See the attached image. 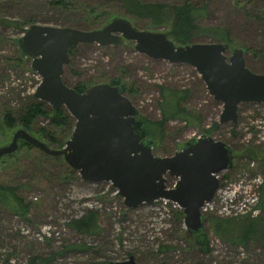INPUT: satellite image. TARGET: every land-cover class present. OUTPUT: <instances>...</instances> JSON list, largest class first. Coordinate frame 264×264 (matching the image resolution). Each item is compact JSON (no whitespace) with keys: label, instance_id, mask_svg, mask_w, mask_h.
Segmentation results:
<instances>
[{"label":"rangeland","instance_id":"1","mask_svg":"<svg viewBox=\"0 0 264 264\" xmlns=\"http://www.w3.org/2000/svg\"><path fill=\"white\" fill-rule=\"evenodd\" d=\"M144 1L172 6L181 0ZM192 1L208 5L200 20L202 25L226 28L240 41H247L259 50L258 58L251 52L245 53V57L256 69L254 72L264 73V0H246L242 6L237 0ZM72 2L71 7L65 8L50 0H0V145L9 142L19 127H7L5 113L9 110L17 117L19 108L29 101L41 82V76L31 69V59L17 61L20 52L16 39L29 27H25V20L31 18L33 24L84 29L82 25H73L83 23L77 19L89 15L85 4L95 1ZM108 6L112 7V3ZM156 30L166 32L167 25ZM195 39L203 43L218 42L205 34ZM229 44L231 49L240 47ZM124 65L128 67L126 74L121 73ZM120 75L125 82L137 85L139 94L131 99L140 115L152 121L162 118L160 86H174L189 92L187 109L192 111L195 120L191 123L180 118L166 121L165 136L154 148L156 155H171L192 138L211 136L228 143L234 154V166L220 173L218 190L236 191L239 198L255 190L249 184L264 175V103L243 102L236 122L221 123L223 104L209 93L193 66L152 59L137 52L135 43L127 40L118 46L81 44L71 54L63 79L72 87L78 83L91 86L107 83L110 77ZM49 121L43 117L38 123L48 126ZM64 134L68 140L72 131L65 129ZM19 152L0 160V183L17 188L29 205L28 215L23 218L0 203V264H31L33 259L34 264H110L127 260L131 255L144 264H264V246L256 239L246 245L232 244L216 236L206 221L205 233L212 253L204 254L185 234L184 221L182 224L175 218L172 209H182L174 203L170 202L171 207L160 199L152 205L144 203L129 208L111 182H90L80 175L64 179L70 166L63 157L35 147ZM174 181L169 178V185ZM89 210L97 213L100 226L91 235L80 233L70 225ZM216 210L217 207L208 209L206 217H227ZM48 258L51 259L43 261Z\"/></svg>","mask_w":264,"mask_h":264},{"label":"water","instance_id":"2","mask_svg":"<svg viewBox=\"0 0 264 264\" xmlns=\"http://www.w3.org/2000/svg\"><path fill=\"white\" fill-rule=\"evenodd\" d=\"M135 43L137 52L172 64H188L200 74L209 93L223 104L221 123L238 120L243 102L264 103V73L247 65L243 48L225 42L180 45L165 31L141 29L130 19L116 16L102 27L80 29L34 23L16 39L19 52L31 59L41 76L34 96L52 109L65 107L75 119L71 137L62 148L50 146L25 127L16 128L9 142L0 145V160L17 154L22 141L53 156H62L82 179L111 182L129 208L166 199L177 203L191 235L205 232L201 211L215 196L219 174L234 166L232 147L202 135L167 156L154 153L156 140L140 138L135 124L140 111L120 85L98 83L79 92L64 82L71 51L81 44L101 46ZM231 55L228 56L227 52ZM169 178L175 183L170 186ZM110 264H144L133 255Z\"/></svg>","mask_w":264,"mask_h":264},{"label":"trees","instance_id":"3","mask_svg":"<svg viewBox=\"0 0 264 264\" xmlns=\"http://www.w3.org/2000/svg\"><path fill=\"white\" fill-rule=\"evenodd\" d=\"M95 2L87 5L89 15L82 16L78 21L83 23H77L73 26H80L84 29H95L102 27L108 20L116 17L117 15L124 16L130 19L137 27L141 29H157L160 26L167 25L166 33L175 43L180 45H186L196 42V37L199 35H207L214 41L233 43L236 46L243 48L245 53L251 52L252 55H260V51L253 49L247 41H240L237 36L233 35L228 29L215 25H202L200 23L201 18L205 15V11L208 5L203 2H194L192 0H181L174 5L160 1H144V0H94ZM237 4L244 5L246 0H237ZM50 3L65 8L72 6V0H50ZM112 3V7L108 5ZM258 16V14H257ZM33 20L26 19L25 27L33 24ZM230 45V44H229ZM118 46V45H117ZM234 48V47H233ZM75 50L71 51V54ZM22 59L28 60L19 53L17 61ZM247 61V57H246ZM248 67L253 71L256 69L251 67V64L247 62ZM122 74L128 73V67L124 65ZM124 76L110 77L107 83L113 85L122 86L124 93L130 97L137 96L139 89L136 84H129L125 82ZM65 82V81H64ZM66 83V82H65ZM67 84V83H66ZM70 86V85H69ZM72 87V86H71ZM88 87L87 84L78 83L73 86L77 91L83 92ZM162 101L160 102V109L162 112L161 120L152 121L143 115H139L135 128L140 138L151 137L156 140V146L159 139L164 138V124L171 118H180L191 123L194 119L192 111L187 109V101L189 92L185 89L178 87L160 86ZM18 116H12V111L5 113L4 122L9 128H15L16 126L25 127L29 129L32 134L44 141L50 146H56L62 148L65 146L67 137L64 134L65 129L73 131L75 125L74 117L69 111L62 107L59 110H54L52 107L42 100L37 99L34 95L29 98L18 110ZM49 119L48 126L39 125L41 118ZM33 148L29 143L22 141L21 149ZM55 147V148H56ZM20 153V152H18ZM17 153V154H18ZM17 154L13 155L16 156ZM62 157V156H56ZM264 162V159H263ZM264 168V163H263ZM78 172L71 167H68L65 172L64 179H72L77 177ZM226 176V175H225ZM264 178V175H262ZM0 203L5 208L12 211L21 217L28 215L29 205L25 203L23 197H21L17 188L11 185L0 183ZM172 207L171 203L168 202ZM260 209L262 214L252 217L249 215H243L239 217H218L209 215L206 217V221L209 222L210 227L213 229L216 236L228 241L232 244L246 245L250 240L256 239L262 246H264V179L260 188ZM177 221L183 224L184 214L183 211H175L172 209ZM99 218L95 211L89 210L82 216L75 218L70 222V225L83 234H93L100 228ZM185 234L191 239V243L197 247V249L204 253H212V247L210 239L207 233L201 235H191L188 231H184ZM188 232V233H187ZM51 258L44 259L48 261ZM31 264H34V259L31 260ZM163 264H167L164 262Z\"/></svg>","mask_w":264,"mask_h":264},{"label":"built area","instance_id":"4","mask_svg":"<svg viewBox=\"0 0 264 264\" xmlns=\"http://www.w3.org/2000/svg\"><path fill=\"white\" fill-rule=\"evenodd\" d=\"M263 179L264 178L262 175L261 177L255 178L253 183L249 184L250 188H255V190L252 192L248 191V193L244 194L243 198H239V194L236 195V191L232 193H230V190L221 192L222 189H219L214 198L202 206V212L206 214L208 209L213 210L215 207H217L216 212L222 216H258L261 212L260 188L261 184L263 183ZM174 205L178 207L176 203H174Z\"/></svg>","mask_w":264,"mask_h":264}]
</instances>
